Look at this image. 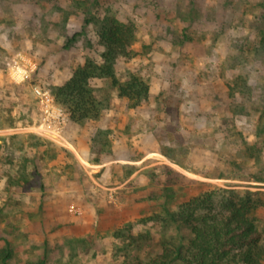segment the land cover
Instances as JSON below:
<instances>
[{"label": "rangeland", "instance_id": "rangeland-1", "mask_svg": "<svg viewBox=\"0 0 264 264\" xmlns=\"http://www.w3.org/2000/svg\"><path fill=\"white\" fill-rule=\"evenodd\" d=\"M107 12L136 29L115 77L120 84L130 74L142 77L148 100L130 108L111 79L93 80L102 100L97 118L70 124L54 93L85 60L100 61L94 22ZM261 30L264 0H0L6 264H146L188 236L162 205L173 211L206 190L256 193L264 201V143L247 117L230 112L238 93L254 101L264 89V55L252 52ZM246 40L251 51L240 62ZM34 86L66 114L58 137ZM255 116L249 110L250 121ZM223 118L241 134L225 138ZM102 161L103 170L90 171ZM257 213L263 244L264 205Z\"/></svg>", "mask_w": 264, "mask_h": 264}, {"label": "trees", "instance_id": "trees-1", "mask_svg": "<svg viewBox=\"0 0 264 264\" xmlns=\"http://www.w3.org/2000/svg\"><path fill=\"white\" fill-rule=\"evenodd\" d=\"M85 22L88 24L92 21L87 19ZM94 26L97 43L103 49L99 56L100 61L96 63L93 60H85L54 93L59 104L67 111L70 124L84 125L97 118L102 100L97 95L99 90L91 85L93 80L111 79L112 85L118 88V96L126 99L130 108H139L148 100L149 86L142 77L130 74L128 80L122 84L115 77L117 60L129 57L136 34L135 26L118 21L108 12L102 19L96 20ZM260 35L252 47L256 56L264 55V30L260 31ZM75 36L66 40L64 48L75 40ZM248 39L250 37H247ZM247 40L240 46L245 48V54L243 52L241 57L239 56L240 62L247 59L246 51H251ZM238 94L240 100L235 99L234 104L229 105H232V117H236L235 114L247 117L246 124L252 125V129H249L254 130L257 142L263 144L264 89L254 101L249 99L248 94L245 100L242 99L246 96L244 93ZM238 94L234 91L228 96L234 99ZM249 110H253L256 115L252 121L249 118ZM223 121V124L227 123L225 118ZM234 123L232 120L225 124V138L241 134L234 130ZM236 145L237 143L234 144ZM249 145L245 144L246 147ZM259 148L258 144L254 143L253 149ZM240 158L245 160L244 162L249 159L246 160L245 155ZM263 169L264 165L258 171L262 173ZM258 179L261 180L260 177ZM263 205L264 201L256 193L215 190L184 197L173 211L162 205L173 224L185 227L188 236L184 242L181 240L174 250H165L146 264H259L264 256V242L262 244L263 233L258 227L260 215L257 212ZM132 225H127L128 231L132 230ZM118 235L121 236L118 233L117 237ZM10 257L11 250L7 249L0 254V263L6 264Z\"/></svg>", "mask_w": 264, "mask_h": 264}, {"label": "built area", "instance_id": "built-area-1", "mask_svg": "<svg viewBox=\"0 0 264 264\" xmlns=\"http://www.w3.org/2000/svg\"><path fill=\"white\" fill-rule=\"evenodd\" d=\"M31 93L38 100L44 119L48 122V125L49 123L52 125L54 131L57 132L55 136L58 137V132L66 124V114L54 103L52 96L48 92L34 86L31 89Z\"/></svg>", "mask_w": 264, "mask_h": 264}, {"label": "crops", "instance_id": "crops-1", "mask_svg": "<svg viewBox=\"0 0 264 264\" xmlns=\"http://www.w3.org/2000/svg\"><path fill=\"white\" fill-rule=\"evenodd\" d=\"M118 161V160H117ZM112 162H116L115 160H112V161H109V164H111ZM106 164H107V162H106ZM106 164H105V162H100V163H98V164H96L95 166L93 165V169L92 170H90V171H93L94 172V170L95 171H99V170H103L104 168H105V166H106ZM113 167V169H115L116 168V166L113 164V166L111 165V166H107V169L108 168H112ZM87 174H88V177L90 178V179H92V176H91V174H89L88 172H87ZM132 178V176L129 178V180ZM93 180V179H92ZM102 184V183H101ZM122 184H125L124 182L122 183ZM121 186V185H120ZM113 189H118V187H115V188H113ZM114 205H116V204H114Z\"/></svg>", "mask_w": 264, "mask_h": 264}]
</instances>
